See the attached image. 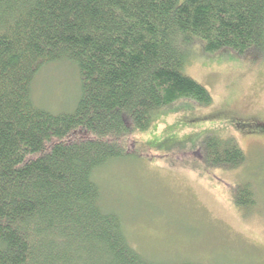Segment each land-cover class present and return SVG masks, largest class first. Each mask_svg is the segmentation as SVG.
<instances>
[{"label": "trees", "instance_id": "trees-1", "mask_svg": "<svg viewBox=\"0 0 264 264\" xmlns=\"http://www.w3.org/2000/svg\"><path fill=\"white\" fill-rule=\"evenodd\" d=\"M196 43L207 55L263 47L264 0H0V264H162L128 244L92 176L133 155L156 112L211 105L184 74ZM61 61L76 67L80 95L72 113L51 114L31 84ZM192 155L220 170L245 161L214 134ZM233 204L254 207L249 185Z\"/></svg>", "mask_w": 264, "mask_h": 264}, {"label": "rangeland", "instance_id": "rangeland-1", "mask_svg": "<svg viewBox=\"0 0 264 264\" xmlns=\"http://www.w3.org/2000/svg\"><path fill=\"white\" fill-rule=\"evenodd\" d=\"M188 50L184 74L211 105L181 100L156 112L133 155L93 173L100 206L118 215L128 244L147 260L264 264V46L242 56L207 55L199 43ZM79 95L78 71L65 61L43 66L31 84L33 105L51 114L72 113ZM211 134L233 139L245 155L239 168H209L192 155ZM245 185L255 200L248 210L233 204Z\"/></svg>", "mask_w": 264, "mask_h": 264}, {"label": "flooded vegetation", "instance_id": "flooded-vegetation-1", "mask_svg": "<svg viewBox=\"0 0 264 264\" xmlns=\"http://www.w3.org/2000/svg\"><path fill=\"white\" fill-rule=\"evenodd\" d=\"M248 126H249V125H247V124H243V125H242V127H248Z\"/></svg>", "mask_w": 264, "mask_h": 264}]
</instances>
